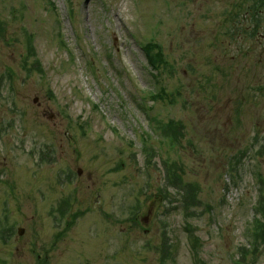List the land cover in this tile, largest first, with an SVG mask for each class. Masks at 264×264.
I'll use <instances>...</instances> for the list:
<instances>
[{
  "label": "rangeland",
  "instance_id": "1",
  "mask_svg": "<svg viewBox=\"0 0 264 264\" xmlns=\"http://www.w3.org/2000/svg\"><path fill=\"white\" fill-rule=\"evenodd\" d=\"M254 3L0 0V264H264ZM162 88L171 100L149 96ZM171 120L181 148L159 128Z\"/></svg>",
  "mask_w": 264,
  "mask_h": 264
},
{
  "label": "trees",
  "instance_id": "2",
  "mask_svg": "<svg viewBox=\"0 0 264 264\" xmlns=\"http://www.w3.org/2000/svg\"><path fill=\"white\" fill-rule=\"evenodd\" d=\"M255 3L250 10L251 15H257L256 13H259V10L264 6V0H254ZM260 6V8H259ZM255 18V17H254ZM31 47L27 49L28 54L32 56V58L35 57V54H31ZM146 56L148 58V62L152 70L156 72L155 78H158L161 72L167 71L169 68V63L166 59V56L163 52V49L160 45L156 44L155 42H150L145 47H143ZM29 59V57H27ZM27 59V60H28ZM36 63H33V65H37V59H35ZM28 61L25 60V64H27ZM153 100H166L170 99L174 96L171 93H168L165 91L164 88L157 94H150L149 95ZM160 130H162L170 139V141L175 142L176 145H181V142L186 138L184 135L185 126L184 124L180 122L170 121L167 125L159 126ZM191 144V143H190ZM175 170V169H174ZM170 179L172 180L173 186L177 189L179 194L183 195L184 198V204L187 205V202L190 207L196 206L195 199L196 195H198L199 186L196 185H186L184 180L180 177L178 173L175 171L169 172ZM180 185V186H179ZM259 212L264 218V199L261 200V204L259 207ZM253 235L256 238L258 242H260V245L264 246V221L257 220L256 224L253 228Z\"/></svg>",
  "mask_w": 264,
  "mask_h": 264
}]
</instances>
